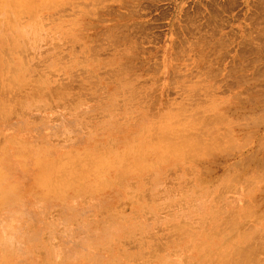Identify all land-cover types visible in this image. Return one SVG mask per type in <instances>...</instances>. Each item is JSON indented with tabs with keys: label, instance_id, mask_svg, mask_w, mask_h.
<instances>
[{
	"label": "rangeland",
	"instance_id": "obj_1",
	"mask_svg": "<svg viewBox=\"0 0 264 264\" xmlns=\"http://www.w3.org/2000/svg\"><path fill=\"white\" fill-rule=\"evenodd\" d=\"M0 99V264H264V0H0Z\"/></svg>",
	"mask_w": 264,
	"mask_h": 264
},
{
	"label": "bare ground",
	"instance_id": "obj_2",
	"mask_svg": "<svg viewBox=\"0 0 264 264\" xmlns=\"http://www.w3.org/2000/svg\"><path fill=\"white\" fill-rule=\"evenodd\" d=\"M75 3H76V2H75ZM79 3H81V2H79ZM53 4H54V3H53ZM52 6H53V5H52ZM99 6H100V5H99ZM46 7H47V6H46ZM49 7H50V6H49ZM49 7H48V8H49ZM50 8H51V7H50ZM50 8H49V9H50ZM12 22H13V21H12ZM2 37H3V36H2ZM117 40H118V38H117ZM123 41H124V40H123ZM132 41H133V40H132ZM130 42H131V40H130ZM121 43H122V42H121ZM211 43H212V42H211ZM53 44H54V43H53ZM123 44H124V43H123ZM128 44H130V46L132 47V44H136V43H134V41H133V43L131 42V43H128ZM201 44H202V43H201ZM136 45H137V44H136ZM136 45H135V46H136ZM53 46H54V45H53ZM57 46H58V44H57ZM119 46H120V45H119ZM192 46H193V44H192ZM198 46H199V45H198ZM122 47H123V46H122ZM127 47H128V46H127ZM186 47H187V46H186ZM190 47H191V46H190ZM103 48H104V47H103ZM103 48H102V49H103ZM120 48H121V47H120ZM124 48H125V47H124ZM129 48H130V47H129ZM129 48H126V49L129 50ZM136 48H137V47H136ZM188 49H189V48H188ZM192 49H193V48H192ZM93 50H94V49H93ZM96 50H97V49H96ZM121 50H123V49H121ZM131 50H132V49H130V51H131ZM190 50H191V49H190ZM190 50H189V51H190ZM118 51H119V50H118ZM125 51H126V50H125ZM133 51H134V48H133ZM176 51H177V50H176ZM189 51H188V52H189ZM180 52H181V51H180ZM193 52H194V51H193ZM73 54H74V53H73ZM179 54H180V53H179ZM130 55H132V54L130 53ZM174 55H175V54H174ZM126 56H127V55H126ZM183 56H184V55H183ZM174 57H175V56H174ZM125 58H126V57H125ZM129 60H130V59H129ZM185 61H186V60H185ZM132 62H133V61H132ZM176 62H177V61H176ZM196 63H197V62H196ZM134 64H135V63H134ZM20 65H21V64H20ZM125 65H126V64H125ZM195 65H196V64H195ZM197 65H198V64H197ZM23 66H24V65H23ZM131 66H132V65H131ZM176 66H177V65H176ZM20 67H21V66H20ZM24 67H25V66H24ZM125 67H126V66H125ZM177 67H178V66H177ZM103 68H104V67H103ZM114 68H115V67H114ZM171 68H172V67H171ZM5 69H6V68H5ZM116 69H117V68H116ZM176 69H177V68H176ZM26 70H27V69H26ZM119 70H120V69H119ZM127 70H128V69H127ZM165 70H166V69H165ZM180 70H181V69H180ZM180 70H179V71H180ZM79 71H80V70H79ZM117 71H118V70H117ZM183 71H184V70H183ZM18 72H19V71H18ZM107 72H108V71H107ZM123 72H124V71H123ZM131 72H132V71H131ZM136 72H137V71H136ZM24 73H25V72H24ZM115 73H116V72H115ZM119 73H121V71H120ZM124 73H125V72H124ZM139 73H140V72H139ZM164 73H165V72H164ZM216 73H217V72H216ZM92 74H93V73H92ZM133 74H134V73H133ZM173 74H174V73H173ZM177 74H178V73H177ZM180 74H181V73H180ZM10 75H11V74H10ZM19 75H20V74H19ZM110 75H111V74H110ZM116 75H118V74H116ZM136 75H137V74H136ZM101 76H102V75H101ZM181 76H182V75H181ZM137 77H138V76H137ZM183 77H184V76H183ZM8 78L10 79L11 77L8 76ZM85 78H86V77H85ZM131 78H132V77H131ZM131 78H130V79H131ZM12 79H14V78H12ZM133 79H134V78H133ZM205 79H206V78H205ZM226 79H227V78H226ZM228 79H229V78H228ZM4 80H5V79H4ZM187 81H188V80H187ZM203 81H204V80H203ZM6 82H8V81H6ZM138 82H139V81H138ZM225 82H226V81H225ZM25 83H27V82H25ZM92 83H93V82H92ZM216 83H217V82H216ZM10 84H11V83H10ZM14 84H15V83H14ZM206 84H207V83H206ZM7 85H8V84H7ZM33 85H34V84H33ZM146 85H147V84H146ZM214 85H215V84H214ZM4 86H5V85H4ZM11 86H12V85H11ZM23 86L25 87V85H23ZM118 86H119V85H118ZM139 86H140V85H139ZM179 86H181V85H179ZM179 86H178V87H179ZM8 87H9V86H8ZM26 87H27V86H26ZM95 87H96V86H95ZM136 87H137V86H136ZM185 87H186V86H185ZM13 88H14V87H13ZM16 88H17V87H16ZM18 88H19V87H18ZM96 88H97V87H96ZM182 88H183V87H182ZM22 89H23V88H22ZM28 89H29V88H28ZM142 89H143V88H142ZM180 89H181V88H180ZM180 89H179V90H180ZM201 89H202V88H201ZM221 89H222V88H221ZM179 90H177V91H179ZM183 90H185V89L183 88ZM186 90H187V89H186ZM231 90H232V89H231ZM30 91H31V90H30ZM132 91H133V90H132ZM134 91H135V90H134ZM8 92H9V91H8ZM10 92H11V91H10ZM10 92H9V94H10ZM120 92H121V91H120ZM142 92H143V91H142ZM29 93H30V92H29ZM189 93H190V91H189ZM23 94H25V93H23ZM175 94H176V93H175ZM178 94H179V93H178ZM187 94H188V93H187ZM191 94H192V93H191ZM191 94H188V95H191ZM208 94H209V93H208ZM2 96H4V95H2ZM2 96H1V97H2ZM10 96H11V95H10ZM149 96H150V95H149ZM173 96H174V95H173ZM195 96H196V95H195ZM206 97H207V96H206ZM2 98L4 99V97H2ZM5 98H7V97H5ZM19 98H20V97H19ZM144 98H145V97H144ZM180 98H181V97H180ZM184 98H185V97H184ZM184 98H183V99H184ZM191 98H192V97H191ZM195 98H196V97H195ZM7 99H8V98H7ZM186 99H187V97H186ZM193 99H194V98H193ZM125 100H126V99H125ZM174 100H175V99H174ZM189 100H190V99H189ZM199 100H200V99H199ZM199 100H198V101H199ZM0 101H1V99H0ZM146 101H147V100H146ZM186 101H187V100H186ZM192 101H193V100H192ZM194 101H195V100H194ZM201 101H202V100H201ZM174 102H175V101H174ZM184 102H185V101H184ZM195 102H196V101H195ZM195 102H194V103H195ZM207 102H208V101H207ZM0 103H2V102H0ZM18 103H19V102H18ZM186 103H187V102H186ZM255 103H256V102H255ZM2 104L4 105V103H2ZM5 104H6V103H5ZM167 104H168V103H167ZM199 104H200V103H199ZM203 104H204V103H203ZM205 104H206V103H205ZM258 104L262 105L261 103H258ZM9 105H10V104H9ZM135 105H136V104H135ZM179 105H180V104H179ZM186 105H187V104H186ZM254 105H255V104H254ZM256 105H257V104H256ZM10 106H11V105H10ZM202 106H203V105H202ZM155 107H156V106H155ZM244 107H245V106H244ZM249 107H251V106H249ZM0 108H2V107L0 106ZM180 108H181V107H180ZM188 108H189V107H188ZM171 109H172V108H171ZM174 109H175V108H174ZM176 109H178V108H176ZM190 109H191V108H190ZM5 110H6V109H5ZM10 110H11V109H10ZM252 110H253V109H252ZM12 111H13V110H12ZM174 112H175V111H174ZM182 112H184V111H182ZM188 112H189V111H188ZM1 113H2V112H1ZM206 113H207V112H206ZM179 114H180V113H179ZM216 114H217V113H216ZM193 115H194V114L192 113V119H193ZM211 115H212V114H211ZM230 115H231V114H230ZM230 115H229V116H230ZM237 115H238V114H236V116H237ZM255 115H256V114H255ZM6 116H7V115H6ZM171 116H172V115H171ZM153 117H155V116L153 115ZM194 117H195V116H194ZM219 117H220V116H219ZM3 118H4V117H3ZM155 118H156V117H155ZM181 118H182V117H181ZM181 118H180L179 120H181ZM185 118H186V117H185ZM185 118H184V119H185ZM217 118H218V117H217ZM210 120H211V119H210ZM218 120H219V119H218ZM183 121H184V120H183ZM191 121H192V120H191ZM196 121H197V119H196ZM220 121H221V119H220ZM222 121H223V120H222ZM240 121H242V120H240ZM206 122H207V120H206ZM173 123H175V122H173ZM186 123H187V122H186ZM208 123H209V122H208ZM219 123H220V122H219ZM175 124H176V123H175ZM179 124H180V123H179ZM182 124H183V122H182ZM191 124H194V122L191 123ZM215 124H216V123H215ZM186 125H187V124H186ZM205 125H207V124H204V127H205ZM179 126H180V125H179ZM181 126H182V125H181ZM191 126H192V125H191ZM193 126H194V125H193ZM193 126H192V127H193ZM196 126H197V125H196ZM182 127H183V126H182ZM186 127H188V126H186ZM200 127H201V126H200ZM206 127H207V126H206ZM153 128H154V127H153ZM189 128H190V127H189ZM155 129H156V128H154V131H155ZM173 129H174V128H173ZM179 129H180V128H179ZM156 130H157V129H156ZM171 130H172V129H171ZM177 130H178V129H177ZM193 130H194V129H193ZM195 130H196V129H195ZM159 131H160V130H159ZM182 131H183V130H182ZM201 131H202V130H201ZM201 131H198V132H201ZM205 131H206V129H205ZM209 131H210V130H209ZM156 132H157V131H156ZM168 132H169V130H168ZM183 132H184V131H183ZM154 133H155V132H154ZM159 133H161V132H159ZM169 133H170V132H169ZM171 133H172V132H171ZM181 133H182V132H181ZM181 133H180V135H182ZM185 133H186V132H185ZM192 133H193V132H191L190 134H192ZM204 133H206V132L203 131L201 134H204ZM174 134H175V133H174ZM174 134H173V136H174ZM178 134H179V131H178ZM188 134H189V133H188ZM195 134H196V133H195ZM198 134H200V133H198ZM198 134H196V138H197ZM206 134H207V133H206ZM209 135H210V134H209ZM173 136H171V137H173ZM182 136H183V135H182ZM182 136H181V137H178V138H183ZM199 136H200V135H199ZM175 137H177V136H175ZM188 137H190V136L188 135ZM191 137L193 138L192 135H191ZM191 137H190V138H191ZM204 137H205V135H203V136L201 135V138H203V140H204ZM210 137H212V136H210ZM157 138L160 139L161 137H157ZM165 138H166V137H165ZM169 138H170V137H169ZM196 138H194L193 140H195ZM172 139H173V138H172ZM172 139H171V141H172ZM184 139H185V138H184ZM197 139H198V138H197ZM211 139H212V138H211ZM1 140H2V139H1ZM135 140H136V139H135ZM166 140H167V138H166ZM190 140H192V139H190ZM200 140H201V139H200ZM160 141H161V140H160ZM171 141H170V143H171ZM183 141H184V140H183ZM197 141H198V140H197ZM197 141L195 140V142H191V141L189 142V143H191L190 146H191L193 149H191V147H189V145H188V147H189V148L191 149V151H193V152L196 151V150H198V149L203 148L202 146H200L201 143H199V142H197ZM201 141H202V140H201ZM210 141H211V140H210ZM178 142H179V141H178ZM19 143H20V142H19ZM109 143H110V142H109ZM162 143H163V142H162ZM166 143H167V142H166ZM215 143H216V142H215ZM202 144H203V143H202ZM209 144H210V142H209ZM209 144H208V145H209ZM168 145H169V143H168ZM168 145L166 146L167 149L170 147V146H168ZM179 145H180V144H179ZM208 145L206 144L205 146H207V148L204 149L205 152L207 153V155L210 154L209 152H211V151H208V150H209V149H208V147H209ZM163 146H164V145H163ZM163 146H162V147H163ZM203 146H204V145H203ZM212 146H213V145H212ZM214 146H215V145H214ZM112 147H113V146H112ZM134 147H135V146H134ZM136 147H137V146H136ZM172 147L177 148V145H176V147L172 145ZM195 148H198V149H195ZM209 148H210V147H209ZM237 148H238V146H237ZM133 149H134V148H133ZM171 149H172V148H171ZM171 149L169 148V150H171ZM235 149H236V148H235ZM240 149H241V148H240ZM261 149H262V147H261ZM176 150H177V149H176ZM185 150H187V149H185ZM201 150H203V149H201ZM201 150H200V151H201ZM171 151H172V150H171ZM171 151H170L169 153H171ZM173 151H175V150L173 149ZM187 151H188V150H187ZM122 152H123V151H122ZM137 152H138V151H137ZM193 152H192L191 154H193ZM212 152H213V151H212ZM247 152H248V151H247ZM105 153H106V152H105ZM172 153H174V152H172ZM172 153H171V154H172ZM197 153H198V152H197ZM251 153H252V152H251ZM256 153H257V151H256ZM87 154H88V153H87ZM107 154H108V153H107ZM111 154H112V153H111ZM139 154H140V153H139ZM139 154H138V155H139ZM171 154H170V155H171ZM194 154H195V152H194ZM213 154H214V152H213ZM82 155H83V154H82ZM82 155H80V158H77V160L81 159V158H82ZM85 155H86V154H85ZM85 155H84V156H85ZM126 155H127V153H126ZM140 155H141V154H140ZM172 155H173V154H172ZM176 155H177V154H176ZM188 155L190 156V153H189ZM89 156H90V155H89ZM94 156H95V155H94ZM119 156H120V152H119ZM124 156H125V155H124ZM144 156H145V155H144ZM146 156H147V155H146ZM165 156H166V155H165ZM168 156H169V154H168ZM191 156H193V155H191ZM208 156H209V155H208ZM208 156H207V157H208ZM69 157H70V156H69ZM69 157H68V158H69ZM120 157H121V156H120ZM138 157H139V156H138ZM223 157H224V156H223ZM61 158H62V156H61ZM63 158H64V157H63ZM71 158H75V157H74V156H71ZM71 158H70V159H71ZM139 158H140V157H139ZM210 158H213V157L211 156ZM70 159H68V160L70 161V162H68V163H73L74 160H72V162H71ZM75 159H76V158H75ZM121 159H123V158H121ZM140 159H141V158H140ZM166 159H167V157H166ZM207 159L210 160L209 158H207ZM251 159H252V158H251ZM63 160H64V159H61V161H59V163H60V162H63ZM66 160H67V158H66ZM77 160H76V162L74 161V164L77 163ZM83 160L85 161L86 159H83ZM95 160H96V159H95ZM98 160H99V159H98ZM160 160H161V159H160ZM160 160H159V161H160ZM190 160H191V158H190ZM79 161H80V160H79ZM99 161H100V160H99ZM99 161H98V162H99ZM128 162H129V161H128ZM143 162H144V161H143ZM56 163H57V162H56ZM56 163H55V164H56ZM59 163H58V164H59ZM79 163H80V162H79ZM81 163H84V164H85V162H82V159H81ZM92 163H93V162H92ZM144 163H145V162H144ZM152 163H153V162H152ZM201 163H202V162H201ZM201 163H200V164H201ZM211 163H212V162H211ZM86 164H87V163H86ZM86 164H85V165H86ZM88 164H89V163H88ZM101 164H102V163H101ZM103 164H104V163H103ZM110 164H111V163H110ZM134 164H136V160H135V163H134ZM207 164H208V163H207ZM56 165H57V164H56ZM60 165H61V164H60ZM76 165H77V164H76ZM78 165H79V164H78ZM90 165H91V163H90ZM125 165H126V164H125ZM125 165H124V166H125ZM130 165L132 166V164H130ZM153 165H155V164H153ZM203 165H204V167H205V164H203ZM210 165H212V164H210ZM72 166H73V165H72ZM80 166H81V165H79L78 168H80ZM104 166H105V165H104ZM111 166H112V165H111ZM55 167H56V166H55ZM70 167H71V166H70ZM70 167H69V169H70V172H71V168H70ZM73 167H74V166H73ZM73 167H72V169L74 170ZM81 167H82V166H81ZM86 167H88V166H86ZM92 167H93V165H92ZM100 167H101V166H100ZM102 167H103V166H102ZM109 167H110V166H109ZM115 167H116V166H115ZM206 167H207V166H206ZM62 168H63V167H62ZM66 168H67V167H66ZM76 168H77V167H76ZM84 168H85V166H84ZM84 168H82V169H84ZM88 168H89V167H88ZM88 168H86L85 171H86ZM90 168H91V167H90ZM96 168H97V167H96ZM96 168H95V169H96ZM105 168H108V167H104V171H105ZM132 168H133V167H131V169H132ZM141 168H142V167H141ZM141 168H140V169H141ZM147 168H148V167H147ZM236 168H237V167H236ZM48 169H49V168H48ZM80 169H81V168H80ZM92 169H93V168H91V170H92ZM95 169H94V170H95ZM98 169H99V168H98ZM98 169H97V170H98ZM200 169L203 170V169H207V168H203V169L200 168ZM208 169L210 170V168H208ZM232 169H233V167H232ZM73 170H72V171H73ZM88 170H89V169H88ZM88 170H87L86 172H88ZM91 170H90V171H91ZM94 170H92V171L94 172ZM100 170H102V169H100ZM100 170H99V171H100ZM106 170H107V169H106ZM74 171H75V172H74ZM74 171H73V172L76 173V170H74ZM83 171H84V170H83ZM83 171H82V172H83ZM85 171H84V172H85ZM90 171H89V172H90ZM99 171H98V172H99ZM104 171H103V172H104ZM203 171H206V170H203ZM203 171H202V172H203ZM207 171H208V170H207ZM207 171H206V172H207ZM229 171H230V170H229ZM240 171H241V170H240ZM56 172H57V171H55V173H56ZM66 172H67V171H66ZM73 172H71V173H73ZM84 172H83L82 174H79V176H80V175L82 176L83 174H85ZM103 172L101 171L100 173H103ZM123 172H124V171H123ZM206 172H205V173H206ZM226 172L228 173V171H226ZM232 172H233V171H232ZM71 173H70V175H68V174H67V175H68V176H72ZM186 173H187V172H186ZM227 173H226V174H227ZM59 174H60V173H59ZM65 174H66V173H65ZM65 174H64V175H65ZM76 174H77V173H76ZM86 174H87V173H86ZM90 174H92V172H91ZM96 174H97V173H96ZM96 174H95V175H96ZM98 174H99V173H98ZM98 174H97V176H98ZM126 174H127V173H126ZM228 174H229V173H228ZM234 174H235V173H234ZM52 175H53V174H52ZM54 175H55V174H54ZM56 175L58 176L57 173H56ZM56 175H55V176H56ZM60 175H62V174H60ZM77 175H78V174H77ZM77 175H76V176H77ZM121 175H122V174H121ZM203 175H204V173H203ZM245 175H246V174H245ZM55 176H52V178L55 177ZM68 176H67V177H68ZM73 176H74V175H73ZM85 176H87V175H85ZM223 176H225V175L223 174ZM228 176H229V175H228ZM59 177H61V176H59ZM88 177H89V175L87 176V178H88ZM122 177H123V176H122ZM225 177H226V176H225ZM225 177H224V178H225ZM50 178H51V177H50ZM81 178H82V177H81ZM83 178L85 179V177H83ZM93 178H94V177H93ZM117 178H118V177H117ZM124 178H125V177H124ZM61 179H62V177H61ZM61 179L59 178L58 180H61ZM64 179H65V178H64ZM70 179H71V178H70ZM78 179H80V177H79ZM114 179H115V178H114ZM225 179H226V178H225ZM48 180H50V179H48ZM52 180H53V179H52ZM54 180H55V179H54ZM67 180H69V179H67ZM71 180H72V179H71ZM61 181H62V180H61ZM61 181H60V182H61ZM76 181H77V179H76ZM79 181H80V180H79ZM79 181H78V182H79ZM84 181H85V180H84ZM102 181H104V180H102ZM102 181H101V182H102ZM107 181H108V180H107ZM146 181H147V180H146ZM205 181H206V180H205ZM217 181H218V180H217ZM219 181H220V180H219ZM49 182H50V181H49ZM55 182H57V181H55ZM55 182H54V183H55ZM63 182H66V181L64 180ZM68 182L70 183V181H68ZM74 182H75V181H74ZM99 182H100V181H99ZM101 182H100V183H101ZM108 182H109V181H108ZM121 182H122V181H121ZM260 182H261V181H260ZM51 183H52V181H51ZM51 183H50V184H51ZM149 183H150V182H149ZM224 183H225V181H224ZM63 184H66V183H63ZM105 184H106V183H105ZM109 184H110V182H109ZM147 184H148V183H147ZM51 185H52V184H51ZM51 185H49V186H51ZM66 185H67V184H66ZM68 185H69V184H68ZM110 185H111V184H110ZM224 185H226V184H224ZM228 185H230V184H228ZM49 186H48V187H49ZM53 186H54V185H53ZM60 186H62L61 183H60ZM70 186H71V184H70ZM70 186H69V187H70ZM99 186H100V185H99ZM108 186H109V185H108ZM227 187H228V186H227ZM52 188H54V187H52ZM52 188H51V189H52ZM203 188H204V187H203ZM221 188H222V187H221ZM223 188H224V187H223ZM228 188L231 189V186L228 187ZM224 189H226V187H225ZM59 190H60V189H59ZM64 190H65V189H64ZM148 190H149V189H148ZM237 190H238V189H237ZM56 191H58V189H57ZM51 192H53V191H51ZM51 192H50V193H51ZM146 192H148V191H146ZM222 192H223V191H222ZM224 192H226V191H224ZM48 193H49V192H48ZM144 193H145V192H144ZM140 196H141V195H140ZM140 196H139V198H140ZM220 196H221V195H220ZM140 199H141V198H140ZM215 203H216V202H215ZM250 205H251V204H250ZM255 205H256V204H255ZM222 206H223V205H222ZM251 206H252V205H251ZM212 207H213V206H212ZM249 207H250V206H249ZM223 208H224V207H223ZM244 208H245V207H244ZM247 209H248V208H247ZM249 209H250V208H249ZM251 210H252V209H250V211H249V210H248V211L251 212ZM244 212H245V210H244ZM218 213H219V212H218ZM231 213H232V212H231ZM254 213H255V212H254ZM245 214H246L245 216H246V218H247V216H248V215H247V211H246ZM261 214H262V213H261ZM231 215H232V214H231ZM249 215H250V214H249ZM251 215H252V214H251ZM251 215H250V216H251ZM253 216H254V215H253ZM228 217H230V216L228 215ZM242 217H243V216H242ZM242 217H241V218H242ZM233 218H235L234 215H233ZM233 218H232V216H231V219H233ZM244 218H245V217H244ZM229 219H230V218H229ZM236 219H237V218H236ZM224 220H225V219H224ZM226 220H228V219H226ZM224 223H225V222H224ZM228 223H230V222H229V221L226 222V224H228ZM246 223H247V222H246ZM188 224H189V223H188ZM232 224H233V223H231V226H232ZM174 226H175V225H174ZM231 226H230V227H231ZM250 226H251V225H250ZM180 227H181V226H180ZM180 227H179V228H180ZM182 227H183V226H182ZM226 227H227V226H226ZM233 227H234V225H233ZM251 227H252V226H251ZM213 228H214V227H213ZM235 228H237V227H235ZM249 228H250V227H249ZM233 229H234V228H233ZM205 230H206V229H205ZM211 230H212V229H211ZM224 230H225V229H224ZM243 230H244V229H243ZM241 231H242V230H241ZM247 231H248V230H247ZM177 232H178V231H177ZM180 232H181V231H180ZM187 232H188V231H187ZM235 232H236V229H235ZM244 232H245V231H244ZM244 232L242 231V233H244ZM248 232H249V231H248ZM185 233H186V232H185ZM214 233H215V232H214ZM219 233H220V232H219ZM232 233H234V232H232ZM240 233H241V232H240ZM178 234H179V233H178ZM225 234H226V233H225ZM180 235H181V234H180ZM231 235H232V234H231ZM243 235H244V234H243ZM223 236H224V235H223ZM229 236H230V235H229ZM240 237H241V236H240ZM247 237H248V236H247ZM176 238H177V237H176ZM210 238H211V237H210ZM180 239H182V238H180ZM208 239H209V238H208ZM227 240H229V239H227ZM230 242H231V241H230ZM248 243H249V242H248ZM257 243H258V242H257ZM222 245H223V244H222ZM223 246H224V245H223ZM223 246H222V247H223ZM225 246H226V245H225ZM225 246H224V247H225ZM198 247H200V246L198 245V246L195 247V248L197 249ZM237 248H238V247H237ZM256 248H257V247H256ZM262 248H263V247H262ZM206 250H207V249H206ZM234 250H235V249H234ZM162 251H163V250H162ZM204 251H205V250H204ZM218 252H219V251H218ZM253 252H254V251H253ZM205 253H206V252H205ZM248 253H249V252H248ZM215 254L217 255V253H215ZM222 254H223V253H222ZM222 254H221V255H222ZM228 254H229V253H228ZM245 254H246V253H245ZM219 255H220V254H219ZM226 255H227V254H226ZM222 256L225 257V255H222ZM258 256H259V255H258ZM238 257H239V255H238ZM248 257H249V256H248ZM222 258H223V257H222ZM225 258H226V257H225ZM230 258L232 259V257H230ZM137 259H138V258H137ZM228 259H229V258H228ZM231 259H230V260H231ZM235 259H236V258H235ZM243 259H244V258H243ZM225 260H226V259H225ZM230 260H229V261H230ZM259 260H260V259H259ZM226 261H227V260H226ZM135 262H136V261H135ZM211 262H212V261H211ZM223 262H224V260H223ZM231 262H232V261H231ZM237 263H238V262H237ZM242 263H245V262H242ZM209 264H210V263H209ZM218 264H219V263H218ZM225 264H226V263H225ZM239 264H240V263H239Z\"/></svg>",
	"mask_w": 264,
	"mask_h": 264
}]
</instances>
